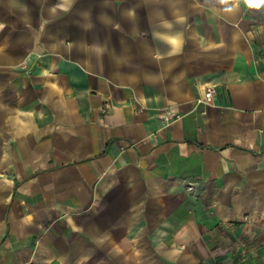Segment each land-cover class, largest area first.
Segmentation results:
<instances>
[{
	"label": "crops",
	"instance_id": "0c3cea01",
	"mask_svg": "<svg viewBox=\"0 0 264 264\" xmlns=\"http://www.w3.org/2000/svg\"><path fill=\"white\" fill-rule=\"evenodd\" d=\"M0 264H264V0H0Z\"/></svg>",
	"mask_w": 264,
	"mask_h": 264
},
{
	"label": "built area",
	"instance_id": "2783aa9c",
	"mask_svg": "<svg viewBox=\"0 0 264 264\" xmlns=\"http://www.w3.org/2000/svg\"><path fill=\"white\" fill-rule=\"evenodd\" d=\"M213 93H214V88L213 87L207 88L205 93H204V100L205 101L210 100L212 95H213ZM199 101H201V99Z\"/></svg>",
	"mask_w": 264,
	"mask_h": 264
},
{
	"label": "clouds",
	"instance_id": "9594fccd",
	"mask_svg": "<svg viewBox=\"0 0 264 264\" xmlns=\"http://www.w3.org/2000/svg\"><path fill=\"white\" fill-rule=\"evenodd\" d=\"M225 2H226V0H221V3H225ZM236 3L237 4L244 3L245 5H247V0H236Z\"/></svg>",
	"mask_w": 264,
	"mask_h": 264
},
{
	"label": "snow or ice",
	"instance_id": "6c2138e0",
	"mask_svg": "<svg viewBox=\"0 0 264 264\" xmlns=\"http://www.w3.org/2000/svg\"><path fill=\"white\" fill-rule=\"evenodd\" d=\"M261 2V0H249V3L252 4H259Z\"/></svg>",
	"mask_w": 264,
	"mask_h": 264
}]
</instances>
